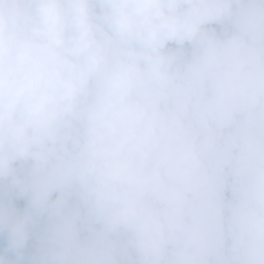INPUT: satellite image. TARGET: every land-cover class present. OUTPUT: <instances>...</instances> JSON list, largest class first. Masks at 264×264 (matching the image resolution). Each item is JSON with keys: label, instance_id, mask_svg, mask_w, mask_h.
Returning <instances> with one entry per match:
<instances>
[{"label": "clouds", "instance_id": "clouds-1", "mask_svg": "<svg viewBox=\"0 0 264 264\" xmlns=\"http://www.w3.org/2000/svg\"><path fill=\"white\" fill-rule=\"evenodd\" d=\"M0 264H264V0H0Z\"/></svg>", "mask_w": 264, "mask_h": 264}]
</instances>
